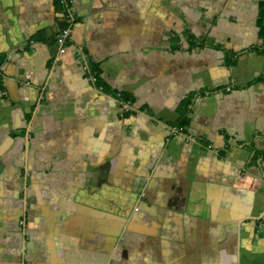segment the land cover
<instances>
[{
    "label": "crops",
    "instance_id": "crops-1",
    "mask_svg": "<svg viewBox=\"0 0 264 264\" xmlns=\"http://www.w3.org/2000/svg\"><path fill=\"white\" fill-rule=\"evenodd\" d=\"M260 1L0 0V264H264Z\"/></svg>",
    "mask_w": 264,
    "mask_h": 264
},
{
    "label": "trees",
    "instance_id": "trees-1",
    "mask_svg": "<svg viewBox=\"0 0 264 264\" xmlns=\"http://www.w3.org/2000/svg\"><path fill=\"white\" fill-rule=\"evenodd\" d=\"M54 8L61 15L62 22H59L60 32L66 30L69 27L70 22H68L69 14L68 7L69 4H62L60 0H53ZM258 27H259V35L261 38H264V0L260 1L259 4V16H258ZM67 40V38H66ZM234 62H229L228 65L232 66ZM96 83H98V78L96 79ZM182 122V121H181Z\"/></svg>",
    "mask_w": 264,
    "mask_h": 264
},
{
    "label": "built area",
    "instance_id": "built-area-1",
    "mask_svg": "<svg viewBox=\"0 0 264 264\" xmlns=\"http://www.w3.org/2000/svg\"><path fill=\"white\" fill-rule=\"evenodd\" d=\"M60 2L62 4H65V3H68L69 4V7L67 8L68 9V12H69V8H70V4H71V0H60ZM71 19H68V22H70ZM67 35H68V30H63L61 32V34H59L57 36V44L59 45L60 47V50H59V54L62 55L66 52V38H67ZM89 80L93 83L96 82V77L94 75H91ZM178 131H182V128H179Z\"/></svg>",
    "mask_w": 264,
    "mask_h": 264
}]
</instances>
